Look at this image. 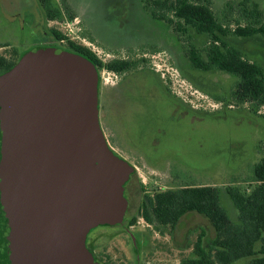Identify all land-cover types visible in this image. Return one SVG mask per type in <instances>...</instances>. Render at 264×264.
Listing matches in <instances>:
<instances>
[{
	"label": "rangeland",
	"instance_id": "374dc122",
	"mask_svg": "<svg viewBox=\"0 0 264 264\" xmlns=\"http://www.w3.org/2000/svg\"><path fill=\"white\" fill-rule=\"evenodd\" d=\"M62 1L53 0L56 6H62ZM245 1L211 3L219 21L231 30L225 37L229 44L264 68V36L239 37L232 33L238 23H246ZM250 1L264 9V0ZM65 2L79 20L71 25V37L94 48L103 64L97 69L100 124L113 153L134 169L129 184V215H137L144 195L184 184L218 185L223 190L222 205L238 221V209L225 189L236 185L248 191L255 185L253 168L264 154V105L233 97L238 81L235 75L192 67L186 47L194 43L203 49L210 37L192 27H188V33L176 32V23L152 15L149 6L153 0ZM168 14L178 21L172 12ZM40 18L45 16L38 0H0V44H10L19 53L37 47L31 44L42 34ZM65 19L71 20L67 14L60 20ZM31 21H39L32 30ZM61 44L66 45L67 40ZM13 52L14 48L0 47V55L11 57ZM116 57L140 62L126 76L141 81L145 89L144 94L136 93V101L122 107L115 104L118 74L107 67ZM139 219L138 225L151 236L152 243L138 255L118 227H96L88 242L108 262L182 264L193 254L202 229L209 236L215 234L211 224L193 212L184 215L175 228L162 227L164 232ZM232 264L250 262L242 259Z\"/></svg>",
	"mask_w": 264,
	"mask_h": 264
},
{
	"label": "water",
	"instance_id": "95a60500",
	"mask_svg": "<svg viewBox=\"0 0 264 264\" xmlns=\"http://www.w3.org/2000/svg\"><path fill=\"white\" fill-rule=\"evenodd\" d=\"M39 46L0 77V264H101L89 233L126 219L134 169L99 116V74Z\"/></svg>",
	"mask_w": 264,
	"mask_h": 264
},
{
	"label": "trees",
	"instance_id": "16d2710c",
	"mask_svg": "<svg viewBox=\"0 0 264 264\" xmlns=\"http://www.w3.org/2000/svg\"><path fill=\"white\" fill-rule=\"evenodd\" d=\"M39 1L49 19L59 20L65 14L69 19H74L75 15L65 0L62 1V8L56 6L53 0ZM243 5L246 23H238L232 33L239 37L264 36V9L258 2L250 0H246ZM149 10L157 19L176 23L174 29L178 33H188V27H192L197 33L210 37L211 41L203 49L194 43L186 47L192 67L204 71L221 70L235 75L238 81L233 97L239 101L250 100L264 105L263 66L246 59L239 48L225 39L231 30L219 21L211 0H153ZM166 12H172L178 21L175 22ZM53 33L58 40L65 39L57 29L53 28ZM67 42L74 50L72 53L94 68L99 69L103 65L86 46L72 40ZM29 51H14L11 57L0 55V77L14 70ZM139 63L112 60L107 67L122 71ZM253 182L255 185L248 191L236 185H228L225 189L238 209V221H234L222 205L223 190L220 186L198 184H184L148 194L143 198L135 218L142 217L164 232L162 227L175 228L187 213L193 212L204 217L215 234L209 236L202 229L194 243L193 254L184 259L182 264H232L242 259H249L250 264H264V154L253 168Z\"/></svg>",
	"mask_w": 264,
	"mask_h": 264
},
{
	"label": "flooded vegetation",
	"instance_id": "af4514ba",
	"mask_svg": "<svg viewBox=\"0 0 264 264\" xmlns=\"http://www.w3.org/2000/svg\"><path fill=\"white\" fill-rule=\"evenodd\" d=\"M39 3H40V1H39ZM40 5H41V3H40ZM59 7L62 8V6H59ZM41 8H42V11H43V14L45 16L46 21H45V19L40 18V24L42 25V28H43V31H41L42 34L40 35V38L37 39L35 42H33L31 45L33 46L35 44V45H38L37 47L45 46V47H50V48L58 47V51H67L70 53L74 52V50L71 47H69L68 44H66V45L61 44V43L66 42V40H64V39L58 40L55 37V35L53 33V27L50 26V22L52 20L47 17L46 12H45L44 8L42 7V5H41ZM48 20H50V21H48ZM38 23H39V21L37 23H36V21L35 22L31 21V23H30L31 30L34 27H36ZM48 29H50L51 31L49 30L50 32H48ZM50 33L52 34L51 36H49ZM0 47H4L6 49L14 48V51H18V53H19V50L17 48H15L14 46L7 44V43L1 44ZM114 60H122L124 62H130V61L133 62L134 61V60H131L129 57H127V58L126 57H122V58L116 57V58H114ZM135 61H137V60H135ZM131 69H133V67L126 68L122 71H113L112 70L113 72L118 74L116 77L117 81L115 82V84L118 85L117 86L118 89H117L116 103H115L116 107H118V106L122 107L123 105L127 106V104L129 102L136 101L134 98V97H136L135 96L136 93H143L144 94L145 89L143 87L142 82L139 80L136 81L137 80L136 78L126 76L127 73ZM154 79L157 80V77L155 76ZM158 83L160 84V81H158ZM122 86L123 87L125 86V87L123 88ZM0 152H1V146H0ZM133 173L131 174L130 179L125 184V195L127 198L129 196V184L132 180ZM146 196L147 195H144L143 198H145ZM128 201H129V205H128V210H127V214H126V219L121 224H117V225H114L111 227H114V228L118 227L120 230H122V232H124L128 236V239L130 240L131 247H132L133 251H135L138 255V253L141 252V249H143L144 247H148L152 243V241H151V236L148 233H145L144 230H141V227L138 225L141 223V221L139 219L140 217L135 218L136 215L135 216L129 215V212H130V200H129V198H128ZM147 224L153 226L150 223H147ZM90 233H89V235H90ZM89 235L87 238V246L92 251L95 259L98 262H100L101 264H120V262L119 263L118 262L117 263L108 262V260L105 258L106 256L99 255L97 252H95V250L91 247L90 243L88 242ZM100 237L102 238V237H104V235L102 234Z\"/></svg>",
	"mask_w": 264,
	"mask_h": 264
},
{
	"label": "built area",
	"instance_id": "2783aa9c",
	"mask_svg": "<svg viewBox=\"0 0 264 264\" xmlns=\"http://www.w3.org/2000/svg\"><path fill=\"white\" fill-rule=\"evenodd\" d=\"M70 21V22H69ZM52 20L51 21V25L54 29H57L58 31H60L64 36L65 39L64 40H72L75 41L76 43L82 45L80 42H78V40H76V38L71 37L73 34V28H72V24L75 23L74 21L79 22L78 18H74L72 20ZM55 24H57L58 26H56ZM77 39H80L79 36H76ZM87 48H89L91 51H93L95 54H97L94 50V48H92L91 46H86ZM98 55V54H97ZM99 56V55H98Z\"/></svg>",
	"mask_w": 264,
	"mask_h": 264
}]
</instances>
